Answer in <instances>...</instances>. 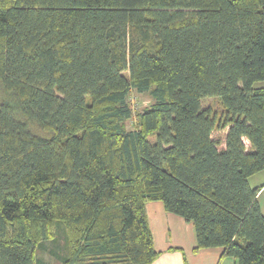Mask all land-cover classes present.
Listing matches in <instances>:
<instances>
[{"label": "trees", "instance_id": "trees-1", "mask_svg": "<svg viewBox=\"0 0 264 264\" xmlns=\"http://www.w3.org/2000/svg\"><path fill=\"white\" fill-rule=\"evenodd\" d=\"M263 169L264 0H0V264H153V200L264 264Z\"/></svg>", "mask_w": 264, "mask_h": 264}, {"label": "crops", "instance_id": "crops-1", "mask_svg": "<svg viewBox=\"0 0 264 264\" xmlns=\"http://www.w3.org/2000/svg\"><path fill=\"white\" fill-rule=\"evenodd\" d=\"M252 186H262L257 198L264 214V204L261 201V196L264 194V182L261 185ZM147 212L155 247L160 252L153 264H184L183 251L190 264H236L235 259L226 255L224 248L220 246L195 252L197 236L194 224L180 215L167 211L162 201H149ZM171 247H180L182 250H174Z\"/></svg>", "mask_w": 264, "mask_h": 264}, {"label": "rangeland", "instance_id": "rangeland-1", "mask_svg": "<svg viewBox=\"0 0 264 264\" xmlns=\"http://www.w3.org/2000/svg\"><path fill=\"white\" fill-rule=\"evenodd\" d=\"M133 106L136 110H141L145 106L152 102V98L145 94L134 91L130 98ZM204 106H212L213 108L220 109V103L218 98L210 97L203 101ZM224 133V132H223ZM222 133V135H223ZM220 136L219 133H216ZM252 185H261L264 182V169L250 178ZM261 201L264 204V194L261 196ZM66 256V234L64 225L59 222L57 226V237L54 240H47L43 242L42 246L39 247L37 264H62L64 257ZM233 258V257H231ZM43 262V263H42Z\"/></svg>", "mask_w": 264, "mask_h": 264}]
</instances>
